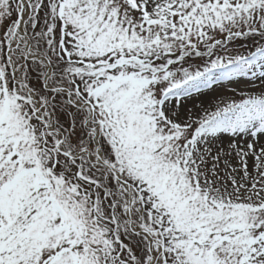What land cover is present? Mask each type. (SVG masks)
I'll use <instances>...</instances> for the list:
<instances>
[{
  "label": "snow or ice",
  "instance_id": "1",
  "mask_svg": "<svg viewBox=\"0 0 264 264\" xmlns=\"http://www.w3.org/2000/svg\"><path fill=\"white\" fill-rule=\"evenodd\" d=\"M0 264H264V0H0Z\"/></svg>",
  "mask_w": 264,
  "mask_h": 264
},
{
  "label": "rangeland",
  "instance_id": "2",
  "mask_svg": "<svg viewBox=\"0 0 264 264\" xmlns=\"http://www.w3.org/2000/svg\"><path fill=\"white\" fill-rule=\"evenodd\" d=\"M257 83H258V82H257ZM238 88L241 89V90H245V91H248V90H249L248 87H247V85L244 84V83H241V84L238 86ZM257 91H258V89H257ZM235 98H236V99H239L240 97H239V96H236Z\"/></svg>",
  "mask_w": 264,
  "mask_h": 264
}]
</instances>
